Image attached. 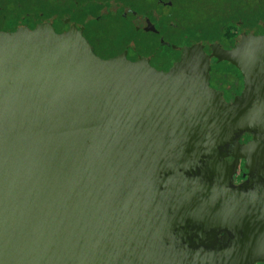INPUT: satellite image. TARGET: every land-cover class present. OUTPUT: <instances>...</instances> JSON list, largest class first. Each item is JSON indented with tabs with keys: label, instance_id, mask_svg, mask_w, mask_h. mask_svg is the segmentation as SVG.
Returning <instances> with one entry per match:
<instances>
[{
	"label": "water",
	"instance_id": "water-1",
	"mask_svg": "<svg viewBox=\"0 0 264 264\" xmlns=\"http://www.w3.org/2000/svg\"><path fill=\"white\" fill-rule=\"evenodd\" d=\"M0 39V264L264 261V36L169 72L51 24Z\"/></svg>",
	"mask_w": 264,
	"mask_h": 264
},
{
	"label": "flooded vegetation",
	"instance_id": "flooded-vegetation-1",
	"mask_svg": "<svg viewBox=\"0 0 264 264\" xmlns=\"http://www.w3.org/2000/svg\"><path fill=\"white\" fill-rule=\"evenodd\" d=\"M51 24L58 34L82 33L103 59L134 48L159 71H174L186 48L207 55L232 50L244 36H264V0H0V32ZM13 53L0 39V75ZM252 136L245 134L240 142ZM248 178L245 161L234 185ZM255 264H264L257 261Z\"/></svg>",
	"mask_w": 264,
	"mask_h": 264
}]
</instances>
